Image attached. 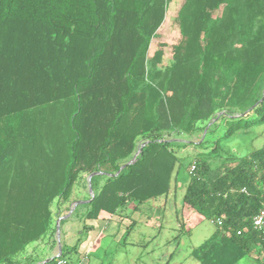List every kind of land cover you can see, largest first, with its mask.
I'll list each match as a JSON object with an SVG mask.
<instances>
[{
	"label": "trees",
	"instance_id": "obj_1",
	"mask_svg": "<svg viewBox=\"0 0 264 264\" xmlns=\"http://www.w3.org/2000/svg\"><path fill=\"white\" fill-rule=\"evenodd\" d=\"M171 1L0 0V264L45 259L26 251L51 235L54 203L71 202L83 176L100 172L75 210L82 237L62 256H77L100 220L134 225L129 213L184 171V205L215 227L191 256L237 264L256 252L264 264L253 226L264 143L223 146L264 131V0H184L162 68L165 44L148 52Z\"/></svg>",
	"mask_w": 264,
	"mask_h": 264
},
{
	"label": "rangeland",
	"instance_id": "obj_2",
	"mask_svg": "<svg viewBox=\"0 0 264 264\" xmlns=\"http://www.w3.org/2000/svg\"><path fill=\"white\" fill-rule=\"evenodd\" d=\"M184 0H172L165 14L164 21L156 31L155 36L151 41L148 56L152 57L155 51L161 47L164 43V56L160 67L164 68L172 62V48L177 43L180 37V29L177 22V13L183 4ZM202 133L197 134L194 139H199ZM264 143V131L257 129L249 134L236 135L231 139L224 141L223 146L230 152L245 153L255 148L262 146ZM195 149L192 146L187 147L182 155L192 154ZM90 175V174H89ZM89 175H85L80 180V184L75 186L74 199L66 204L55 202L53 210L55 212L53 227L51 235L42 241L32 244L26 251L27 257L31 258H48L52 255L59 253L60 244L63 247L65 242L66 247L71 246V243L77 244L78 239L82 237L80 229L82 228L83 218L81 217L80 209L68 217L71 220L66 221L63 225L60 224V234L58 236L57 224L58 219L61 216L66 215L74 202L92 196L89 189ZM188 183V174L184 171L177 174L175 181L173 182L170 193L166 197H161L154 204L144 205L142 207V213L139 218V227L144 234L153 237L155 243H159L160 248L158 252L169 250L173 254L171 264H201L198 260L190 255L194 246L199 245L205 238L209 237L215 227L211 226L207 221L197 214L196 212L188 209L183 203V197ZM84 201V200H83ZM66 218V219H68ZM118 221V222H117ZM113 222L109 229L111 233L104 232L107 227L106 222H98L96 229L91 230L87 236L86 241L82 242L79 246L83 252L86 249L92 248L90 258L95 260L96 264H133L134 255L138 252L136 249L130 248V254L126 256L124 251L121 250V246H115L118 240H120L121 233L115 234L114 229L119 228L121 220L117 219ZM124 226H133L131 219H125ZM63 229L65 230L64 233ZM109 232V230H108ZM100 237V242L95 243L97 238ZM128 240L132 239V236L127 237ZM135 238H143L139 234H135ZM123 239L122 243L124 242ZM109 245V248L106 247ZM89 252V250H87ZM85 251V252H87ZM105 253L107 254L105 256ZM252 256H246L242 258L238 264H257L254 259L256 252L251 254ZM67 258H73L72 252H65ZM136 264H140L136 259Z\"/></svg>",
	"mask_w": 264,
	"mask_h": 264
},
{
	"label": "crops",
	"instance_id": "obj_3",
	"mask_svg": "<svg viewBox=\"0 0 264 264\" xmlns=\"http://www.w3.org/2000/svg\"><path fill=\"white\" fill-rule=\"evenodd\" d=\"M155 202H156V200H151L144 205L148 206V204H154ZM144 205H142L140 208H138L135 212L129 213L131 215L130 217H132L133 221H134V225L132 226V228L128 229L127 226H124L125 219H128V217H125L123 220H121V222L119 223V225H120L119 228L117 229V227H116V229H114V231H113L115 234L120 232L121 237H120V240H118L116 243H113V244H115V246H118V245L121 246V250L124 251V254L126 256H128L130 254V248L138 250V252L134 255V257H132L133 258V264H136V259H137V261L140 262V264H171V260L173 259V254L169 250L162 251V253L158 252V250L160 248V246H159L160 244L155 243L153 237L151 238V236L150 237L148 236L149 234H144L142 229H140V227H139V221H140L139 218L141 216L140 214L142 213V207ZM129 212H131V211L129 210ZM100 221H101V223L104 221L107 224V227L105 228L104 232H107V234L111 233L112 230L109 229V227L113 222L116 221L115 218L109 219V220H100ZM96 227H98V226H96ZM108 230H109V232H108ZM64 232H65V230L63 229L62 233H64ZM135 234H137V235L139 234L143 238H140V239L135 238L134 239ZM129 235L132 236L131 240H128V238H127ZM125 236H126V239L122 243ZM99 242H100V237L97 238L95 243L97 244ZM70 245L71 246L75 245V242L71 243ZM106 247L109 248V245H106ZM86 250H89V253L91 255V252L93 251V247L86 249ZM90 250H91V252H90ZM77 252H78L77 254L80 255L83 253V250L81 251V249H79V251H77ZM106 255L107 254L105 253V256ZM38 262H40V261H38ZM38 262H36L35 264H37ZM95 262L96 261L93 259L91 260V258L89 256L86 264H96ZM97 264H99V263H97Z\"/></svg>",
	"mask_w": 264,
	"mask_h": 264
},
{
	"label": "built area",
	"instance_id": "obj_4",
	"mask_svg": "<svg viewBox=\"0 0 264 264\" xmlns=\"http://www.w3.org/2000/svg\"><path fill=\"white\" fill-rule=\"evenodd\" d=\"M217 222L219 224L222 223L220 219H218ZM253 226L264 235V203L259 212L253 218ZM238 233L240 234L241 231H238ZM88 255V251L73 258H67L66 256L61 255L57 259V264H86Z\"/></svg>",
	"mask_w": 264,
	"mask_h": 264
},
{
	"label": "water",
	"instance_id": "obj_5",
	"mask_svg": "<svg viewBox=\"0 0 264 264\" xmlns=\"http://www.w3.org/2000/svg\"><path fill=\"white\" fill-rule=\"evenodd\" d=\"M146 143H147V142H145V143H143V144H146ZM140 151H141V148H140L139 151L134 155L133 159H132L131 161L128 162V164H130V163H132L133 161H135V159L137 158V156H138V154H139ZM125 166H126V165H123L122 168H121V170H122ZM121 170H120V171H121ZM120 171H119V172H120ZM119 172H118V173H119ZM97 173H100V172H93V173H91V174L89 175V189H90V191H91V193H92V197H94L95 193H94V189H93V185H92V181H91V179H92V177H93L94 175H96ZM83 202H86V201L79 200V201L74 202V205L71 207L70 211H69L66 215L61 216V217L58 219V224H57V232H58V236H59V234H60V224H59V223H60L62 220L68 218V217L72 214V212L76 209V207H77L79 204L83 203ZM62 251H63V247H62V245L60 244V246H59V253H58V254H56V255H52V256H50V257H48V258H45L44 260L38 262L37 264H46V263H48V262L54 260L55 258H57V257H59V256L62 255Z\"/></svg>",
	"mask_w": 264,
	"mask_h": 264
}]
</instances>
